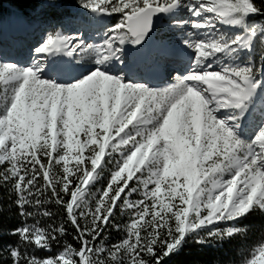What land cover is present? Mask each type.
<instances>
[{
  "label": "snow or ice",
  "instance_id": "snow-or-ice-1",
  "mask_svg": "<svg viewBox=\"0 0 264 264\" xmlns=\"http://www.w3.org/2000/svg\"><path fill=\"white\" fill-rule=\"evenodd\" d=\"M76 3L35 46L33 21L0 18V216L18 221L0 264H168L256 231L238 264H264V222L240 223L264 218V0ZM166 66L167 86L138 81Z\"/></svg>",
  "mask_w": 264,
  "mask_h": 264
},
{
  "label": "trees",
  "instance_id": "trees-1",
  "mask_svg": "<svg viewBox=\"0 0 264 264\" xmlns=\"http://www.w3.org/2000/svg\"><path fill=\"white\" fill-rule=\"evenodd\" d=\"M71 0H62V5H66ZM62 12L59 8L56 9H43L39 3V0H0V18L6 19L12 14L25 15L29 17L30 21H33V25L37 22H58ZM59 17V18H58ZM64 17V16H63ZM102 187L101 183L93 185V190L98 187ZM135 199V197H132ZM124 220L127 217L123 218ZM123 222V220L121 221ZM264 222V218L253 215L247 218L241 217V224H256L257 226ZM18 223L16 218H8L0 216V242H2L10 231L8 226ZM120 234L113 231L112 240L115 242L119 238ZM260 236V232L256 231L249 234L247 241L237 237L235 240L222 241L219 244L211 245H196L192 241H188L183 245V249L179 254L168 260V264H231L232 260H236L237 264L240 257L242 248L247 243H251L257 240ZM57 245L53 246V249L57 248Z\"/></svg>",
  "mask_w": 264,
  "mask_h": 264
},
{
  "label": "rangeland",
  "instance_id": "rangeland-1",
  "mask_svg": "<svg viewBox=\"0 0 264 264\" xmlns=\"http://www.w3.org/2000/svg\"><path fill=\"white\" fill-rule=\"evenodd\" d=\"M63 4V3H62ZM60 9V11L62 12L61 14H63L62 16H60V20L63 19L66 16L72 15V14H76V13H81L84 14L87 12V10L85 9H80L79 5L76 3V0H71L69 3H67L66 5H62L61 7H58ZM90 15V14H89ZM64 16V17H63ZM16 17H23L29 20L28 16L25 15H16V14H12L10 15L8 18L3 19L5 28L8 29L9 26L11 25V23L13 22V20ZM59 20V21H60ZM59 21L57 22H46V23H40L37 22L33 25V30L31 32V34L28 36V43L32 44V46H35L36 41L38 40V38L42 35L43 31L45 28H47L49 25L52 24H57L59 23ZM107 24H110L111 21H106ZM192 30L189 28V32H191ZM226 31H228L226 29ZM85 39V43H92V42H99L100 38H101V33H94L92 37H82ZM124 51L129 55V56H135L136 53L133 50V46L132 45H125L124 46ZM259 51V49H258ZM189 55H192L191 50H188ZM75 55V53L73 54V56ZM53 56L55 58H57L58 60H62V59H66L68 60L69 64L72 66H75L77 64H83V61H77L75 59H73V56H66L64 55L63 52H57L55 55H51L49 56L48 59L53 58ZM45 67H47V60L44 61ZM24 66H27L26 64ZM79 69L73 67V72L75 73V71H78ZM172 71V66H166L163 70H156V69H151V68H146L144 69L142 72H140L138 74V81L141 83H146L147 86L150 87H154V88H162L167 86L168 84H170L171 78L169 76V72ZM152 74H160L157 77V80L154 79V77H151ZM45 79H47V77H43ZM227 111L226 109H220L217 113L216 116L218 119H223V117L220 115L221 112ZM107 159V157L105 158ZM70 164H74V161H69ZM126 175V173H125ZM226 178V177H225ZM101 180H103V177H101ZM101 180H97L94 182V184L96 183H101ZM100 187V186H99ZM165 189L162 187L161 189V196L163 198L164 194H165ZM135 199L138 198V194L134 195Z\"/></svg>",
  "mask_w": 264,
  "mask_h": 264
},
{
  "label": "bare ground",
  "instance_id": "bare-ground-1",
  "mask_svg": "<svg viewBox=\"0 0 264 264\" xmlns=\"http://www.w3.org/2000/svg\"><path fill=\"white\" fill-rule=\"evenodd\" d=\"M50 59L56 60L57 58H55V57L53 56V58H50ZM61 61H62V62H65V63H67V64H69L68 60H66V59H62ZM69 65H70V64H69ZM71 74H74V72L69 73V75H71ZM159 75H160V74H152L151 77H154V79L157 80V77H158Z\"/></svg>",
  "mask_w": 264,
  "mask_h": 264
},
{
  "label": "water",
  "instance_id": "water-1",
  "mask_svg": "<svg viewBox=\"0 0 264 264\" xmlns=\"http://www.w3.org/2000/svg\"><path fill=\"white\" fill-rule=\"evenodd\" d=\"M160 15H162V14H160ZM156 23H157V20H156V17L154 16L153 17V24H154V26L156 25ZM149 35L151 36L152 34L150 33Z\"/></svg>",
  "mask_w": 264,
  "mask_h": 264
}]
</instances>
